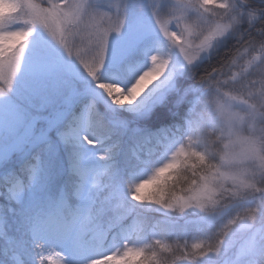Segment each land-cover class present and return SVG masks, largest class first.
<instances>
[{
  "label": "clouds",
  "instance_id": "obj_1",
  "mask_svg": "<svg viewBox=\"0 0 264 264\" xmlns=\"http://www.w3.org/2000/svg\"><path fill=\"white\" fill-rule=\"evenodd\" d=\"M0 21V121L68 127L69 87L91 107L75 140L0 160V264H74L33 236L57 214L79 264H264V0H0Z\"/></svg>",
  "mask_w": 264,
  "mask_h": 264
},
{
  "label": "snow or ice",
  "instance_id": "obj_2",
  "mask_svg": "<svg viewBox=\"0 0 264 264\" xmlns=\"http://www.w3.org/2000/svg\"><path fill=\"white\" fill-rule=\"evenodd\" d=\"M117 11L119 7L117 6ZM6 27V22L0 21V31H3ZM35 71H47L49 66H38ZM69 74V78L73 77L72 69L64 67L63 69ZM71 79L68 83L71 84ZM85 93L79 87L71 88L65 93V103L69 105H77L76 115L73 117L74 123L68 127H61L60 121L62 114H58L55 117L48 119L47 123L41 127L39 121L40 117H34L30 120L25 119L12 105L4 106V119L0 121V126L10 128L15 134L13 142L6 149H0V160H6L10 155L15 152H19L25 143L30 140H44L48 138H59L61 141L67 143L75 140L79 137L82 130L88 126L89 118L91 114V107L86 105L84 99ZM85 157L83 151L78 150L77 162L74 167L79 166V161ZM35 176V169H33V177ZM4 179L8 182V190L12 194L13 198H19L23 193V181L12 174L5 176ZM59 207H62L60 205ZM80 219V213H74L73 222L75 223ZM33 236L41 239L49 235H56L65 239L70 244V251L74 258V264H79L81 258L89 254L90 249L85 245L79 235L72 234V228L69 224L64 222L60 215H53L47 219L37 221L32 226ZM50 251H52L50 249ZM50 260L54 257H49ZM14 264H22L19 257L14 258ZM56 264H59L57 261Z\"/></svg>",
  "mask_w": 264,
  "mask_h": 264
},
{
  "label": "rangeland",
  "instance_id": "obj_3",
  "mask_svg": "<svg viewBox=\"0 0 264 264\" xmlns=\"http://www.w3.org/2000/svg\"><path fill=\"white\" fill-rule=\"evenodd\" d=\"M166 121V116L162 110H158L156 114L151 118L150 123L152 126H158L160 123ZM15 134L10 128L0 126V149L4 147V142L7 141L9 144L13 141Z\"/></svg>",
  "mask_w": 264,
  "mask_h": 264
}]
</instances>
